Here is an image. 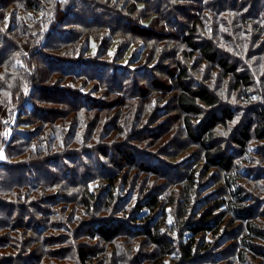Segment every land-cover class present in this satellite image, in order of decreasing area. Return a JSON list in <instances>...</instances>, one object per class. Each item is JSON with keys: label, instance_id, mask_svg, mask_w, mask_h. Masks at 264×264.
<instances>
[{"label": "trees", "instance_id": "trees-1", "mask_svg": "<svg viewBox=\"0 0 264 264\" xmlns=\"http://www.w3.org/2000/svg\"><path fill=\"white\" fill-rule=\"evenodd\" d=\"M116 2L120 3L121 0ZM41 3L44 2L0 0V68L6 66L14 69L15 73L11 85H6V89L3 88L5 91L0 88L6 92L0 101V264H67L70 257L74 258L72 264H165L167 259L174 257L177 245L182 260L178 264L196 263L202 258V253L211 249L213 257L209 259L215 262L218 255L223 253L215 251L223 242L217 239L219 231L231 224L225 221L227 213L229 217L231 215L243 222L240 244L235 247L239 259L245 263L264 264V167L260 165L264 161V109L255 107L252 112L257 119L249 118L236 134L231 135L234 150L230 151L225 145L216 143L215 130L219 125L226 127L236 114L232 108L222 105L221 96L210 86L199 83L191 75L190 66L184 60H172L167 52L160 53L165 60L158 62L160 65L155 69L156 74L147 76L145 69L119 64L127 50L120 53L116 61L118 64L87 57L92 54L96 43H100V57L111 52L106 43L108 36L100 35L101 28L113 30L115 34L127 29L144 40L145 44L152 38L181 41L188 48L183 53L185 59L198 58L215 65L226 78L234 79L236 91L248 87L251 79L246 69L233 62L230 55H223L213 41L198 40V26L203 27L204 24L202 19L197 18L196 9L189 13L184 3L182 7H175L178 10L175 11L167 0H123L119 8L113 7L108 11L99 0H65L60 5L53 1V9L42 17V21L31 19L33 22L28 24L17 18L14 27L6 31L2 29L1 21L11 5L19 7L13 13L18 17L21 9L25 13L41 12ZM141 4L147 6L148 13L141 12ZM82 5L84 12L89 9L93 13V18L89 16L79 20ZM138 13L142 15L141 20L137 19ZM174 16L177 18L174 19ZM78 25L81 28L79 32ZM82 38L88 49L81 52ZM158 44L155 43L153 47H161ZM15 56L24 60V65L17 67ZM89 68L93 69V74L87 73ZM90 81L96 82L93 88L99 98L93 96V90H84ZM154 100L159 103L158 106L166 103L158 111L163 116L164 125L138 137L132 135L131 140L147 144L152 141L148 147L155 151L149 149V156H143L145 154L136 153V150L125 145L113 148L112 154L104 149L102 153L109 159L112 157L118 172L113 174L107 171L108 174L104 175L101 165V171L97 172L100 171V176L107 183L104 186L99 184L101 191L97 192L95 187L90 189L89 184L83 182L79 185L77 181H71L69 184L78 186L80 206L89 214L100 207H107L104 209L106 212H114L112 202L116 198L115 188L120 181V172L125 170L124 165L131 169L135 167L155 178L163 176L180 190L165 200V197H160L162 190L157 189L159 185H156L144 207L138 209L137 217H131L129 221L113 216H104L97 221L94 218L95 222H80L82 225H75L77 227L72 229V233L66 234L64 224L57 225L54 220L52 210L57 202L48 205L44 201V194L54 190L57 185V175H48L50 171L44 169L42 172L50 179H42V176L31 179L36 176V171L27 167L32 166V160L37 157L31 159L24 146L30 144L36 132L26 128L35 126L41 133L46 123L57 122L59 125L70 121L77 124L82 115L86 122L92 117L95 126L104 121L122 119L121 125L116 124L115 128L120 129L123 124L125 129L135 128L144 120H151V116L153 118ZM147 107L152 112L150 117H145ZM89 121L87 126L91 125ZM186 141L200 148L198 159L203 163L204 172H219L224 187V192L216 195V199L209 204L202 203L199 211L192 203L198 181L195 171H191L189 164L177 165L173 161L163 160L165 154L178 151L177 143L185 145L188 144L184 143ZM251 141L261 144L256 153L249 150ZM239 156L244 157V168L252 170L247 179L238 173L241 167ZM73 162L77 165L71 164ZM66 163L70 167L78 166L77 179H93L96 174L89 169L87 161L68 162L64 158L60 162L63 167L68 166ZM53 165L57 169V160L46 164L45 168ZM256 168L263 169V172L258 174ZM65 173L68 174V171ZM44 180H49V186ZM248 183L252 185L245 187ZM104 198L109 203L102 206ZM63 204L60 202L61 206ZM173 207H178L176 223H179L176 228L181 230L180 244L163 230L168 223L167 212ZM146 209L151 215L143 217ZM157 212L160 213L156 220L152 216ZM125 222L130 223L125 225ZM56 229L60 232L57 237L48 236ZM16 234L22 237L20 241L13 239ZM225 236L220 238L225 239ZM81 237L87 242L78 243ZM122 237L142 238L141 251L146 250L142 246L143 241L148 242V247L155 245L157 250L143 258L141 252L140 259L133 245L125 242L124 248H121L126 251L123 255L118 253L119 243L116 246ZM95 239L100 244L91 242ZM74 240L76 243H72ZM66 244L69 246L65 247ZM108 247L115 248L110 257L107 256ZM7 250L10 255L6 254ZM71 251L73 256L69 255ZM248 253L255 254L257 258L250 257Z\"/></svg>", "mask_w": 264, "mask_h": 264}, {"label": "rangeland", "instance_id": "rangeland-1", "mask_svg": "<svg viewBox=\"0 0 264 264\" xmlns=\"http://www.w3.org/2000/svg\"><path fill=\"white\" fill-rule=\"evenodd\" d=\"M42 1L44 3L40 4V7L42 9L41 12L29 11L28 13H25L21 9L18 12V17H16V15L14 14L19 7H17L16 5H11L6 10L3 21H1L2 29L6 31L7 29L14 27L17 18L18 21H20V19H23V21H27L28 24H30L31 21L33 22V20L42 21V17L46 13H50L51 9H53L51 8V2L54 1L58 5H60L65 0ZM99 1H101L103 6L105 7V11H108L113 7L119 8L123 0H121L120 3H117V0ZM167 2L175 9V11H178L175 7H182V4L184 3L189 9V13L196 9L195 13L197 18L202 19V23L204 24L203 27L198 26V40L209 39L213 41L214 45L219 48L218 50L222 52L223 55L225 53L227 55H230L229 57L233 62L236 61V63H239L241 69H246L249 73L248 76H250L251 79L248 87H245L241 91H236L234 89V79L226 78L223 73L219 72L218 68L215 65L208 64L207 62H204L202 61V59L198 58H194L191 60H188L187 58L185 59L183 53L184 50H187L188 48L181 41H166L165 39L163 40L152 38L148 44H145L144 40L139 39L137 35L135 36L134 34H131V32L129 30L127 31V29L116 31L117 33L115 34V31L113 30L101 28L102 32L100 35L108 36L106 43L109 44L111 52L106 53L105 57H100V43H96L94 48L92 49V54L87 57L93 58L95 60H104L106 62L118 64V62L116 61L118 60V57L121 56L120 53H125V50H127L124 60L119 64L121 66L130 64L131 68H138L139 70L145 69L144 72L147 76L156 74L157 72L155 69H157L160 65L158 62H160V60H165V57L160 56V53L167 52L168 56H171L173 58H171L172 60H184V62L190 66L191 75H193L199 83L207 84L208 86H210L215 93H218L221 96L222 105L224 107L226 106L232 108L234 113L236 114L235 119L226 127L219 125L215 130L216 143L223 144L228 148V150L232 151L234 150V146L231 143V135L236 134V131L239 128H242L246 120H248L249 118L252 117L253 119H257L255 113L252 112L255 107H262V109H264V0H167ZM53 5L54 7H56L55 3ZM165 5L168 6L167 4ZM141 7V12L145 11L148 13L147 6H143V4H141ZM83 9L84 6L82 5L80 8L81 15L79 16V20H84L89 16L92 18L94 17L93 13L89 9L86 12H84ZM191 15H193V13ZM176 18L177 16H174V19ZM137 19H142L141 13H138ZM149 19L151 18L149 17ZM182 21L184 20L182 19ZM77 27V32H79L81 28L79 27V25ZM83 40L84 39L82 38V47L79 48L81 52L83 51V49H88V45ZM104 40L106 39L104 38ZM155 43H159L158 45H161V47H153ZM125 45L128 46L126 47ZM151 60L153 62H151ZM14 63L18 67V65H24V60L19 59L18 56H15ZM89 69L90 70L87 73L93 74V69ZM14 77V69H10L6 66H1L0 88L6 89L8 85L10 86L11 80H13ZM94 85H96V82L90 81L89 86H87L84 90H93V96L97 97L96 92H94ZM4 91L0 90V101L6 95V92ZM158 105L159 103L154 100L152 104V112H155V114H152V112L150 113V107H147L145 117H147L148 115L150 117V115L152 114L153 118L151 116V120H149L148 122H145L144 120V122H141L135 128L130 129H125L124 124L120 129L114 127V125L116 124L120 126L122 123V119L114 122L104 121L98 126H95V124L93 123L94 119L91 117L90 121L87 119L91 125L87 126L86 124L88 123V121L86 122L84 115L79 117L77 124H73L70 121L59 125H57V122L55 124L46 123L41 133H39L38 129L35 126L26 128L28 130L36 132L33 136L34 139H31L30 144L24 146L25 150L28 151L29 157L31 159H35L37 157V159L32 160V166L30 165L27 167H32L36 171V176H32L31 179H36L40 176H42V179H50L49 177H47L48 175H57V185L54 188L55 193L53 192L54 190H49L48 193L44 194V201H47L46 203H49L48 205L53 204V201L55 203L57 202V205L55 204V207L52 210L54 211V220L57 221V225H59L60 223L64 224V227L66 228V234L71 232L72 229L76 228L77 226L82 225L80 222H95L94 218H96L97 221V219H103L104 216H113L116 218L120 217L122 219H125L126 221H129L131 217H137V213L140 212L138 211V209L140 207H144L143 204L149 199L148 195H150L152 192L154 193V187L156 185H159L157 189L162 190V192L159 193L160 197H165V200L166 197L170 196L172 193H178V191L180 190L179 188L177 189L178 186L169 183V180L165 179V177L157 176L159 178H155L152 177V175L150 176L149 173L145 174L135 167L131 169V167H129L128 165H124L125 170L122 173L120 172V181L117 182V186L115 188L116 198L115 201L112 202L114 212L111 213V210H107L106 212L104 209H107V207H100L98 208V210H94L93 213L89 214L82 206H80L79 200L77 198L79 195L78 186H72L69 184V182L71 181H77L79 185L83 182L89 184L90 189L92 187H95L97 192H100L101 186L99 184L101 183V185L103 186L107 184L105 182L106 180L102 176H100L101 165H103L102 173L104 175L108 174L107 171H110L113 174L118 172L114 168L112 157H110L109 159L105 156L104 153H102L104 149L105 152L109 151L110 154H112V150H114L113 148H116L118 146L124 147L125 145L129 149L136 150V153L145 154L143 156H149V153L147 152L149 149V151H155L154 148L148 147L152 144V141L147 144V142L145 143L133 141L131 140V138L132 135L138 137V135L141 133L154 131L158 128V126L161 127L164 125L163 116L160 115V112L158 113V111L161 108L163 109L166 103H163L161 106ZM246 113L248 114L246 115ZM157 121L160 122L157 124ZM16 136H18V134ZM184 143L188 144L182 145V143H177L178 151L171 152L170 154H165L163 156V160L167 162L173 161L177 165L189 164L191 166V171H195V177L196 179H198V181L195 187V191L193 192L194 198L192 203H194V208L199 211L202 208V203L204 204V202H207L209 204L212 199H216V195L222 194V192H224V187L223 183L220 180L221 177L218 176L219 172H217L216 170H210L208 174L204 172L203 163L198 159L200 148L187 141ZM259 145L261 144L255 141H251L249 149L251 153H256ZM94 152H96L97 154ZM90 154H92V156ZM64 158H66L68 162L87 161L89 163V169H92L93 172L95 171L96 173L93 175V179H77V172L79 171V168H77L78 166L74 167L77 164L73 162L71 164H74V166L70 167V165L66 163L68 166L63 167L61 166L60 162ZM242 158L244 157H238V161L241 163V167L239 168L238 173L242 178L243 176H246L244 179H247L249 178L248 176L250 175L252 170L249 171L247 168H244L245 163L243 162ZM53 160H57V169L54 165L45 168V165L50 164ZM260 165L264 167V161L261 162ZM44 169H48L50 173L48 175H45L44 172H42L44 171ZM97 170H100L99 173L97 172ZM256 170L258 174L263 172V169L261 168H256ZM65 171H68V174L65 173ZM30 172H32V170H30ZM81 172L84 173V171ZM86 173L88 175V172ZM126 179L127 182H125ZM43 182L47 184V186H49V180H44ZM61 185L64 186L61 187ZM249 185L252 184L248 183L245 187ZM66 198L72 203L69 204ZM104 200L105 198L102 199V206H104V203H109L108 200ZM60 202L64 203L63 206L60 205ZM177 210L178 207H173L167 212L168 223L166 224L167 226L163 228L165 232H168V236H170V238L176 242L180 241L179 236L181 232L180 228H176L177 224L179 223H176V215H178ZM144 211L145 214L143 215V217L147 216L148 214L151 215V212H149L148 209ZM159 213L160 212L154 214L152 218L157 220L159 218ZM225 221L231 224L228 227H222V229L219 231V238L217 237V239L219 240V242L221 240H223V242H221L222 246L215 248V251L217 253H220L221 251H223V253L219 254V257L216 258L214 262V260L209 259L213 252V250L211 249L209 250L210 252L202 253V258H199L196 263L191 264H252L250 261L246 263L245 261H241L238 257V251L235 248L238 244H240L239 238L243 233V222L231 215L229 217V213L226 214ZM129 223L130 222H125V225H128ZM136 224L138 226L139 222H137ZM59 233L60 232H57L56 229L55 232H49L48 236L50 235L52 237H57ZM226 234L227 236H225ZM224 236L225 239H221ZM13 239H15L16 241H20L22 237L20 236V234H16L14 235ZM127 240L130 241L128 242ZM81 241L87 242V240L83 237L78 239V243ZM91 242L100 244L98 239H95ZM125 242H127V244L129 243L133 245V248H135V253L140 259L141 252L143 258L145 255H148V253L152 254L154 250H157L155 245L148 247V242L143 241L142 246L146 250L141 251L139 249L141 248L142 238L131 239L128 237H122V240L120 242H117L116 246L119 243L117 246L118 253L121 252L123 255L126 254V251L121 248H124ZM72 243H76V240H74ZM177 244L180 243L178 242ZM68 246V244L65 245V247ZM233 248H235L236 251H234ZM114 249L108 247V257L112 256L113 252H115ZM6 254L10 255V252L7 250ZM69 255L73 256V252L71 251ZM248 255H250V257L257 258L255 254L248 253ZM260 259L261 257L258 258V260ZM178 261H182L179 252V245H177L174 257L167 259L165 261V264H178ZM73 262L74 258L70 257L67 261V264H72Z\"/></svg>", "mask_w": 264, "mask_h": 264}]
</instances>
